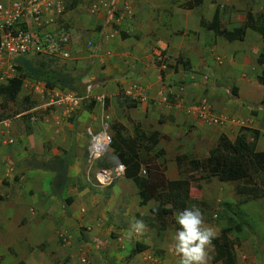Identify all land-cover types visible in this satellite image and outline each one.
Masks as SVG:
<instances>
[{"label":"crops","instance_id":"obj_1","mask_svg":"<svg viewBox=\"0 0 264 264\" xmlns=\"http://www.w3.org/2000/svg\"><path fill=\"white\" fill-rule=\"evenodd\" d=\"M60 1L63 6L60 18L70 30L73 50V59L62 64L88 70L84 84L91 86L88 100L94 101L96 109L106 99L109 102L106 112L111 117L110 113L119 106L120 91L137 84L148 101L118 108L129 112L133 120L154 124L160 119L159 113H163L166 125H170L165 129L177 131L192 126L196 134H205L210 142L217 141L220 135L234 141L241 129H248L257 132L255 148L264 153V86L257 81L264 66L258 64L259 55L264 52V39L258 33L249 30L243 41L228 42L200 26L203 18L210 21L215 13L214 6L206 0L193 8L178 5L187 0H108L115 9L111 20L105 9L98 15H90L89 8L97 0H77L76 4L75 0ZM203 6H207L203 8L208 12L206 18L198 15V9ZM258 11L255 8L250 13L252 18L264 20ZM228 15L230 24L222 23V12L220 17L222 27L228 31L246 21V16L243 21H235L234 13ZM88 42L98 46L97 54L94 48L87 47ZM159 58L163 59V65ZM0 60L8 76L15 77V64ZM168 86L171 106L167 109L159 103ZM23 95L21 90L17 98ZM25 97L32 104L20 112L37 106V101ZM202 98L210 103L219 125L210 126L197 118L194 107ZM86 100L39 110L34 120L30 116L14 119L10 128L12 144L7 141V132L0 128V199L3 203L0 204V249H3L0 264H7L6 257L12 260L15 257L13 264H50V251L59 254L62 249L55 244L53 234L69 239L72 225L82 227L84 242L99 241L102 246H108L115 264L127 248V239L117 227L131 225L135 214L141 213L145 206H140L136 188H129V198H116L120 194L117 187L112 189L107 201L97 197L110 193L111 182L99 185L95 179L97 172L104 169L101 164L110 160L104 161L103 157L91 164L82 163L83 147L86 145L87 149L89 143L88 131L100 130L97 115L91 117L85 108ZM96 109L93 113L98 112ZM120 119L123 118H117L123 125ZM64 153L71 154L70 183L64 197L67 190L74 188L67 207L50 194L51 173L14 167L18 158L23 160L29 155L48 158ZM114 167L106 170L110 180L131 187L132 182L115 173ZM14 174H18L17 180H13ZM77 179L82 181L81 186L74 185ZM127 199L135 204H126ZM114 231L118 232L115 243L104 245L107 234ZM152 258L146 249L134 255L129 264H154Z\"/></svg>","mask_w":264,"mask_h":264},{"label":"rangeland","instance_id":"obj_2","mask_svg":"<svg viewBox=\"0 0 264 264\" xmlns=\"http://www.w3.org/2000/svg\"><path fill=\"white\" fill-rule=\"evenodd\" d=\"M194 2L195 0H187L185 3H178V5L180 7H186L188 4L194 5ZM203 2H205V0H202L200 3ZM206 2L208 5L210 4L214 6L217 14L220 13V16L218 14L219 21L222 12L223 24L231 23V18L228 13L235 14V21H243L245 16L248 14L251 15L250 13H252L255 8H259L258 14L264 15V0H219V2L216 0H206ZM217 2L218 6H216ZM205 7L207 6H203L200 10L198 9V15H205L204 17L206 18L208 12L206 9H203ZM259 18L261 19V17ZM59 20L61 24H66L64 19L60 18ZM203 20L211 22L212 19L208 21L203 18ZM263 23L264 20H261L256 24L262 25ZM223 24L221 26H223ZM57 65L61 66L63 64L60 63ZM65 66L67 67L68 64H65ZM66 69L71 71L73 75H78L84 71L83 69L70 67H67ZM14 76H19V72L15 71ZM15 77H13V79ZM20 94L21 91L19 95ZM120 96L123 97L122 99H125L123 89L120 91ZM1 98L0 118L14 116L22 109L32 104V101L26 99L25 95L18 97L15 102L6 100L3 95H1ZM127 99V105L130 103H139L131 98ZM85 102L86 109L90 112V116L92 115L91 117H93L97 115L98 126H100L101 123L107 124L108 126L107 136L110 139V146L108 152L104 155V160L108 159L110 161L109 163L104 162L101 164L100 167L104 169L114 167V164L117 161L113 154L115 149L112 148V146L115 145L114 140H118L120 136L132 139L134 136L133 127L137 123L140 125L139 131L144 133L159 130L162 132L160 134L164 135V131H170L168 134H165L167 139L160 140V143L151 152L145 153L143 148L139 149L140 159L145 161L142 162V169L145 171V173H141L142 177H150L155 181H159L160 178L163 177V182L166 184L170 181L186 179L190 173L189 170L187 171L186 166H177V157L185 155L187 159H204L207 156L208 150L217 142H210V140L205 139V134H196V128H193L192 126H184L183 129L180 128L177 131L165 129L166 126L170 127V125H166V116H164L163 113H159V121L152 124L150 121L142 120L138 122L133 120L130 117L129 112H124L121 111V109H118L124 106H118L115 111L110 113V117L106 112L109 107V102L106 99L99 103L97 109L94 101L86 100ZM92 102L94 104L91 110H89V106ZM159 105L167 109L170 108L164 104ZM94 109L98 112L93 113ZM116 117L123 118L120 119L123 125L118 122ZM87 123L90 125V119ZM14 130L13 134L15 135L16 128ZM8 135H11L10 130ZM249 135L250 134H247L248 137ZM9 138H11V136ZM85 138H87L88 141V137L84 136V139ZM85 147L86 145H84L81 155L83 164H87L88 161ZM119 152L125 153V150L119 147L118 150H116V155ZM41 157L44 158V156ZM20 161L21 160L18 158L15 163L19 165ZM78 166L80 169V164H78ZM77 180L78 182L74 181V185L81 186L82 181L80 179ZM114 187L119 188L120 191V194L116 198H129V188H135L132 183L130 187L124 182L118 183L117 180H113L112 185L108 190L110 193H108L107 196H105L104 193L98 194L99 196L97 197L101 200L104 198L105 201H107L111 197L112 189H114ZM156 187L155 191L160 197L148 202V205L145 206L143 211L134 216L133 222L135 220H142L146 224L147 227L143 234L138 236L134 234L131 239H128L127 233L130 231L131 225L128 227L127 224L123 227H120L119 225L117 227L118 230L116 229L117 231H121V235L123 234L127 239V248L124 249L118 264L130 263V253L135 249L137 243L144 244L148 247L153 257L152 260L155 259L154 264H178L179 257L174 255L169 249L173 243L172 237L175 235L179 227L175 219L179 211L177 210L172 214H162L160 216L155 213H150L151 208H169V205H167L168 203L165 202L167 197L166 185H161L159 181L156 184ZM73 189L67 190L65 198H72ZM189 196L190 200L187 203L189 204V208L196 206L200 209L205 225L212 227L216 232V236L220 234L224 227L231 228L229 236L234 245L236 264H264V195L260 194V187L257 179L238 183H225L216 178L207 182L199 181L191 183ZM116 198L114 197V200H116ZM1 199L0 204H3ZM104 204H106V202ZM115 204H118V202H115ZM126 204L135 203L132 199H127ZM71 227L72 229L68 231L67 235L69 239L61 234H53L57 239V241L55 239V244L60 245L62 249L60 248L59 254L55 253V251H50V264H115V258L111 257V251L107 249L108 246H102L99 241L91 244L89 242H84L81 239V237H85L82 236V227L75 225H72ZM117 231L107 234L108 241L102 243L104 245L109 244L110 242L115 243L114 241L118 237ZM62 240H65V242ZM10 247L15 248L14 246ZM118 248L119 249L117 250L120 251V247ZM2 250L3 249H0V252ZM207 252L208 264H220L213 263L212 261L214 253L211 245L207 248ZM82 259H84V261H82ZM4 260L7 264H13L15 257H13V260L11 257H6Z\"/></svg>","mask_w":264,"mask_h":264},{"label":"trees","instance_id":"obj_3","mask_svg":"<svg viewBox=\"0 0 264 264\" xmlns=\"http://www.w3.org/2000/svg\"><path fill=\"white\" fill-rule=\"evenodd\" d=\"M76 1H74L75 4L79 2ZM200 2L201 0H195L194 5L188 4L186 8H193L199 5ZM258 21H254L252 16L248 14L246 21L241 26L228 31L221 26L219 16L215 12L211 22L201 20L200 26L211 30L217 36H222L228 42L243 41L249 30L258 33L264 39V23L257 25ZM14 64L16 71L19 72L18 78L11 79L7 83L2 84V86L0 85V93L10 102L17 100L24 78L41 81L48 89H57L62 92L75 94L78 97L85 96L86 84H84V78L88 74L87 69L78 75H73L71 71L66 69L65 64L59 66L57 64H60V62L42 56L18 58L14 61ZM258 64L264 65V52L259 55ZM257 81L260 85L264 86V66L261 74L258 75ZM122 98L120 96L117 99L118 105H127L128 99L126 97L125 99ZM93 104L92 102L89 110H91ZM14 116L0 118V121ZM139 129L140 125L138 123L135 124L133 127V138L129 139L120 136L118 140H114L116 146L114 145L112 148L115 149L113 154L117 162L124 166L123 177L131 181L137 190L140 206H146L148 202L160 197L155 191L157 188L156 184L159 181L161 185H166L167 197L165 202L168 203L169 208H151L150 213L160 216L189 208V204L187 203L190 200L189 189L191 183L199 181L207 182L213 178L225 183H238L257 179L260 194L264 195V153L256 151L257 132L243 128L234 141H230L226 136L220 135L217 142L208 150L207 156L204 159H187L185 155L177 157V166H186L187 171L189 170L190 173L186 179L174 180L166 184L163 182V177L159 181H155L150 177H142V162L145 161L140 159L139 149L143 148L145 153H149L160 143V140H165L167 137L157 131L144 133L139 131ZM247 134H250L249 137ZM248 138H251V141ZM119 147L124 149L125 153L119 152L116 155V150ZM70 163L71 154L69 153L53 155L48 158L29 155L21 160L19 165L15 163L16 166L14 167L18 169L24 167L29 171L51 173L50 194L52 197L62 201L64 207H67L72 201L71 198L64 197V193L70 183ZM13 177V180H17L18 174H14ZM230 232V227H224L220 234L212 240L213 263L236 264V254L233 242L229 236ZM146 249H148L146 245L137 243L135 249L130 253V258Z\"/></svg>","mask_w":264,"mask_h":264},{"label":"built area","instance_id":"obj_4","mask_svg":"<svg viewBox=\"0 0 264 264\" xmlns=\"http://www.w3.org/2000/svg\"><path fill=\"white\" fill-rule=\"evenodd\" d=\"M102 9L107 11L108 19L111 20L115 17V9L108 0H97L92 3L89 13L90 15H98ZM62 13L63 6L60 0H0V59H6L10 64L18 58L32 56H42L58 62L72 60L70 30L59 23ZM87 47L94 48L93 50L97 54L98 46L88 42ZM159 61L163 65V59L159 58ZM10 79L0 62V84H5ZM90 90L91 86H88L87 93ZM23 91L26 96L36 99L37 106L18 114L14 118L1 120L0 128L4 129L7 135L14 119L31 115L30 118L34 120V114L39 110L46 111L56 105L69 102L75 104V102L84 100L68 92L48 89L41 81L24 80ZM166 91V95L162 96L159 104L170 106L168 95L171 87L168 86ZM123 95L140 102L148 101V96L137 84L124 89ZM87 98H89V94L85 96V99ZM194 110L200 121L210 126L219 125V119L214 114L207 99H200L195 104ZM107 130V124L101 123L100 130L96 133L88 131L89 143L86 152L89 163L95 162L108 152L110 139L107 136ZM99 137L101 138L99 139ZM7 141L9 144L13 143L11 138H8ZM115 172L121 174L123 167L118 166ZM96 177L99 184H106L110 180L109 175L104 171L97 172Z\"/></svg>","mask_w":264,"mask_h":264},{"label":"clouds","instance_id":"obj_5","mask_svg":"<svg viewBox=\"0 0 264 264\" xmlns=\"http://www.w3.org/2000/svg\"><path fill=\"white\" fill-rule=\"evenodd\" d=\"M59 23H60V20H59ZM61 25H63V24H61ZM60 63H66V62H60ZM12 64H14V62ZM14 69H15V66H14ZM15 71H16V69H15ZM15 78H18V76ZM11 79H13V78H11ZM24 80H30V79L24 78ZM23 81H22V89L21 90H23ZM88 86H90V85L86 86L85 96L90 94V92L87 93V87ZM182 91H183V88L180 89V92H182ZM85 96L80 97V98H83L84 100H86ZM169 96L170 95H168V99H169ZM34 100L36 101V99H34ZM87 100H88V98H87ZM170 106H171V104H170ZM255 109H257V108H255ZM25 112H27V111H25ZM20 113H23V112H20ZM20 113H18V114H20ZM18 114H16L15 116H17ZM25 116H31V115H25ZM14 117H12V118H14ZM22 117H24V116H22ZM11 127H12V125H11ZM8 137H10V136L8 135ZM12 141H13V139H12ZM103 157H101V158H103ZM120 165L123 167V172L121 174H118V175L123 176L124 166L122 164H120L116 161L114 164V166H115L114 168L116 169ZM107 169H110V168L102 169L100 171L106 172V174L109 175V177H110V174H108L106 171ZM115 169H114V172H115ZM141 173H144L143 169H142ZM95 179L97 181L96 176H95ZM110 182L112 183V179L109 180L108 183H110ZM97 183H98V181H97ZM108 183H106V184H108ZM99 185H104V184H99ZM175 219H176V222H177L179 227H178V230L176 231L175 235L172 237L173 243L171 244L169 250L174 255L179 257L178 264H208L207 248L211 245L212 240L215 238L216 232L213 230L212 227L205 225L200 209L196 206H193L191 208H186V209L180 211L179 213H177ZM146 227H147L146 224L142 220H135L130 226V231H128V233H127V238L131 239L134 234L137 236L142 235L143 232L145 231ZM86 242H88V241H86Z\"/></svg>","mask_w":264,"mask_h":264},{"label":"bare ground","instance_id":"obj_6","mask_svg":"<svg viewBox=\"0 0 264 264\" xmlns=\"http://www.w3.org/2000/svg\"><path fill=\"white\" fill-rule=\"evenodd\" d=\"M101 137H99V139H100ZM103 139V138H102Z\"/></svg>","mask_w":264,"mask_h":264}]
</instances>
